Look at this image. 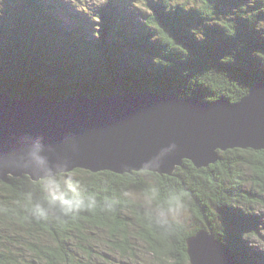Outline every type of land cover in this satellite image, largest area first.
Listing matches in <instances>:
<instances>
[{"label":"trees","instance_id":"trees-1","mask_svg":"<svg viewBox=\"0 0 264 264\" xmlns=\"http://www.w3.org/2000/svg\"><path fill=\"white\" fill-rule=\"evenodd\" d=\"M104 1L83 10L92 20L60 0H16L7 18L0 7V92L62 100L149 91L234 103L264 82V29L257 30L264 8L249 10L250 0H148L151 12L140 14L122 10L123 0ZM218 156L200 169L185 160L171 176L75 170L0 182V264H81L73 250L84 248L93 227L106 230L125 257L135 256L136 236L163 264H187L186 240L206 230L234 264H254L260 257L244 238L258 235L251 212L264 203V151ZM131 191L152 207L133 202ZM73 200L77 207L62 206ZM85 251L92 261V249Z\"/></svg>","mask_w":264,"mask_h":264},{"label":"water","instance_id":"water-1","mask_svg":"<svg viewBox=\"0 0 264 264\" xmlns=\"http://www.w3.org/2000/svg\"><path fill=\"white\" fill-rule=\"evenodd\" d=\"M233 149L264 150V82L234 104L149 91L62 100L0 92V182L6 185L75 170L171 176L185 160L206 168ZM186 247L189 264H234L206 230Z\"/></svg>","mask_w":264,"mask_h":264},{"label":"rangeland","instance_id":"rangeland-1","mask_svg":"<svg viewBox=\"0 0 264 264\" xmlns=\"http://www.w3.org/2000/svg\"><path fill=\"white\" fill-rule=\"evenodd\" d=\"M60 1L63 5L74 7L76 12H82V17H85L87 20H92L91 12L83 13V10L85 8L95 9V7L102 6L103 2H105L104 0H60ZM147 1L148 0H123L120 3H118V6L122 10L135 9L136 11H139L138 12L139 14L140 12L150 13L151 11L148 10V8L146 9L144 8V4H146V6H148L149 4V3L147 4ZM154 1L157 0H152V2ZM197 2L198 0H177V2L175 0H171L170 4H172V6L178 4L179 5L187 4L189 6H193ZM249 5L255 6V7H248L249 10L255 8L258 11L260 10L262 11L264 8V1L261 2V0H250ZM0 7L3 8L4 11L3 17L7 18L9 14L17 10L16 0H14V3L11 0H0ZM67 11H71V10L69 8L61 9V12H64V15L67 14L65 13ZM76 14H80V13H76ZM0 17L2 18L1 15ZM69 17L73 18L70 15ZM262 17L263 18H261V21H259L257 24V30L264 29V16L262 15ZM4 21H6V19ZM64 23L68 24L70 22L64 19ZM139 23L143 24V20L140 19ZM146 62L148 63V67H150L151 66L150 61H146ZM182 99H194V98H182ZM237 102L239 101H236L234 103ZM234 103L229 102V104H234ZM130 194L132 201L135 203H139L140 206L143 207V209H149L152 207L149 206L150 205L149 201L140 193L136 191H131ZM260 198H261L260 200L264 201L263 192ZM251 214L257 218L256 222H257L258 235L245 237L244 238V240H246L245 242H248L247 244L246 243L245 244L247 245V248H250L251 251H253L258 257H260L259 259L253 260L254 264H264V203L260 204L259 206H255ZM24 230H25L24 235H28V232H31L30 227L27 228L24 227ZM33 234H36V232L33 231ZM88 238H89V242L83 245L84 248L77 247L78 246L77 245L73 250L74 254L77 253L78 256L83 258L81 264H163L153 258V256L147 249V245L140 239L136 238V236L133 235L131 236L135 251V256L133 257H130V255H126L125 257L124 255H121L119 251L115 250L111 245L110 234L107 233L106 230L96 229L95 227H93L90 229ZM85 248L92 249V253H91L92 261L87 256ZM188 263H189V258H188Z\"/></svg>","mask_w":264,"mask_h":264},{"label":"clouds","instance_id":"clouds-1","mask_svg":"<svg viewBox=\"0 0 264 264\" xmlns=\"http://www.w3.org/2000/svg\"><path fill=\"white\" fill-rule=\"evenodd\" d=\"M61 203H62V206L64 208L77 207L78 206V201H75V200H73L71 202L70 201H61ZM35 211L38 215H41V216L45 215L44 209L42 207H40L39 205L36 206Z\"/></svg>","mask_w":264,"mask_h":264},{"label":"bare ground","instance_id":"bare-ground-1","mask_svg":"<svg viewBox=\"0 0 264 264\" xmlns=\"http://www.w3.org/2000/svg\"><path fill=\"white\" fill-rule=\"evenodd\" d=\"M77 96H80V95H77ZM84 98H86V97H84ZM228 99V98H227ZM262 151H264V150H262ZM50 256V255H49ZM70 256V255H69ZM70 258V257H69ZM234 260V259H233Z\"/></svg>","mask_w":264,"mask_h":264}]
</instances>
